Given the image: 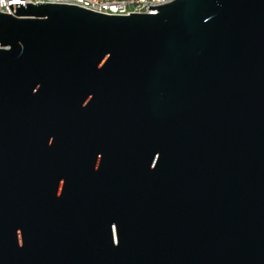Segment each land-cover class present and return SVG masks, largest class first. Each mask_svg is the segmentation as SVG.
Instances as JSON below:
<instances>
[{"label": "water", "instance_id": "water-1", "mask_svg": "<svg viewBox=\"0 0 264 264\" xmlns=\"http://www.w3.org/2000/svg\"><path fill=\"white\" fill-rule=\"evenodd\" d=\"M0 12V264H264V0Z\"/></svg>", "mask_w": 264, "mask_h": 264}, {"label": "built area", "instance_id": "built-area-1", "mask_svg": "<svg viewBox=\"0 0 264 264\" xmlns=\"http://www.w3.org/2000/svg\"><path fill=\"white\" fill-rule=\"evenodd\" d=\"M173 0H0V12L13 14L9 6L14 4H67L109 16H129V14H157L149 7L162 6Z\"/></svg>", "mask_w": 264, "mask_h": 264}]
</instances>
